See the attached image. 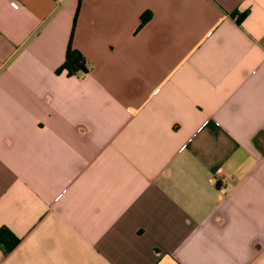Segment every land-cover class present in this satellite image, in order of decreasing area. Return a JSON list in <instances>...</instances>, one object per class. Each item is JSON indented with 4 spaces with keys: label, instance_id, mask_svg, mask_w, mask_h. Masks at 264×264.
<instances>
[{
    "label": "crops",
    "instance_id": "1",
    "mask_svg": "<svg viewBox=\"0 0 264 264\" xmlns=\"http://www.w3.org/2000/svg\"><path fill=\"white\" fill-rule=\"evenodd\" d=\"M11 1L0 264H264V0Z\"/></svg>",
    "mask_w": 264,
    "mask_h": 264
},
{
    "label": "trees",
    "instance_id": "2",
    "mask_svg": "<svg viewBox=\"0 0 264 264\" xmlns=\"http://www.w3.org/2000/svg\"><path fill=\"white\" fill-rule=\"evenodd\" d=\"M79 9L80 4L77 8L74 18L73 29L66 50L65 60L57 69L58 73L65 71L68 76H83L90 71L89 62L86 57L73 46V34L77 23ZM147 19L148 16L146 15L142 17L141 26L145 24ZM19 242L20 238L8 226L4 225L0 227V248L5 255H8L10 252H12Z\"/></svg>",
    "mask_w": 264,
    "mask_h": 264
},
{
    "label": "built area",
    "instance_id": "3",
    "mask_svg": "<svg viewBox=\"0 0 264 264\" xmlns=\"http://www.w3.org/2000/svg\"><path fill=\"white\" fill-rule=\"evenodd\" d=\"M11 4L14 6V7H18L19 6V3L17 0H12L11 1Z\"/></svg>",
    "mask_w": 264,
    "mask_h": 264
}]
</instances>
